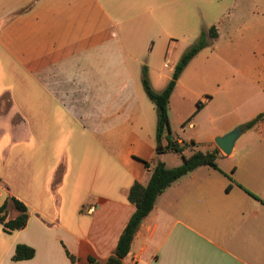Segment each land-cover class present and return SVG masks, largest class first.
<instances>
[{"label":"crops","instance_id":"crops-1","mask_svg":"<svg viewBox=\"0 0 264 264\" xmlns=\"http://www.w3.org/2000/svg\"><path fill=\"white\" fill-rule=\"evenodd\" d=\"M211 2L232 6L212 26L217 38L207 36L217 52L223 36L235 33L225 17L235 15L239 5L250 6L252 19L264 27V0L198 1ZM196 4L0 0V103L6 104L0 111V207L13 197L29 213L22 230L7 233L0 224V264H74L67 252L77 264H89L90 257L105 264L135 212L129 190L149 182L147 164H183L180 155L174 162L157 154V110L141 78L145 54L149 82L153 77L162 88L154 92L168 86L180 61H169L170 52L194 32ZM244 29L258 31L260 25ZM151 32L165 38L157 52L155 42L148 49ZM163 51L166 59L155 64L154 53ZM199 53L182 72L168 110L176 101L180 110L189 107L181 115L183 127L203 110L212 112L208 123L204 117L198 122L199 130L189 124L194 130L189 138L174 142L195 143L187 156L196 151L197 140L208 152L218 150L220 170L201 166L165 190L122 264H264V96L240 97V103L225 94L217 102L203 96L199 107L193 95L191 101L176 94L192 84ZM239 126L243 134L226 155L215 140ZM17 216L10 206L8 218ZM18 245L34 248L35 257L13 261Z\"/></svg>","mask_w":264,"mask_h":264},{"label":"rangeland","instance_id":"rangeland-1","mask_svg":"<svg viewBox=\"0 0 264 264\" xmlns=\"http://www.w3.org/2000/svg\"><path fill=\"white\" fill-rule=\"evenodd\" d=\"M196 1L197 4L195 6L193 20L195 30L194 32L192 31L189 35L186 36V40L180 38L179 48L177 50L178 52H170V54H173V56L170 57L171 55L169 54V61H171L172 58L175 59V57L176 61L181 59L182 56L197 43L202 32L209 31V29L217 23V18H219L222 14V10L226 9V11H230V8L232 7L230 5H220L216 3L214 4L213 2L208 4H199V0ZM235 12V15L233 14L232 16L225 17V19L229 18L232 26L235 27L234 35L230 33L228 37L223 36V39L218 44L219 52L214 50V41L208 39L207 47L199 53L192 64V84H190L186 88V91L180 89L176 93L178 95H188L189 97L186 95L185 96L191 101H193V99L190 98V96L193 95L195 98V106L200 104L198 100L203 96H214V99L217 102L220 99V95L225 94L233 101H238V103H240V100H238L240 97L245 100L253 95H258L260 97L264 96V27L262 25V20L259 21L256 19H252L253 15L251 14L250 6L239 5ZM252 24H259L260 30L246 31L244 29L246 25L249 26ZM171 28H167L168 34H172L171 37H174L175 41H178V39L175 37L177 33L172 32ZM154 32H151L147 35V37L151 36V42L149 43L150 46L148 49L152 50L155 42V51L157 52L159 50V47H162V43L164 42L165 38H163L161 34L154 35ZM184 41H186V43H184ZM229 46H231V48H228ZM225 52L230 56L229 59H225ZM143 56L145 58L147 57L145 54H143ZM163 56L165 58L166 51H163L162 54H158V56L157 53H154V63L159 65L158 62L160 60H163ZM234 57H237L238 59L235 60ZM145 58L144 66H147V64H149V59ZM143 69L141 78L142 85ZM151 81V88H153L155 91H159L161 87L156 82V79L152 77ZM166 85L167 84H164L163 87H166ZM5 106V103H0V111H3L5 109ZM253 107L254 106L252 105H247L245 109H252ZM182 110L178 108L177 101L174 102V105L170 110H168V115L170 118V131L166 132V137L168 136L172 141H174L178 137L189 138L190 134L194 133V130L189 129V124H197V130H199L198 122L204 117L205 123H208L207 116L212 113L208 112L209 109H205L195 120L194 117L190 118V122L183 127L180 122L181 115L187 112L189 110V107L187 106ZM228 111H233V108H229ZM212 116H214V113ZM196 142V151H200L203 153L208 152L206 144H204L203 142H198V140ZM189 151L190 152L188 155H191L194 152V150ZM164 154H168L169 158L173 159L174 162H176L179 157V154L170 151L165 152L161 155ZM169 165L172 164L169 163ZM222 165L224 167V164Z\"/></svg>","mask_w":264,"mask_h":264},{"label":"trees","instance_id":"trees-1","mask_svg":"<svg viewBox=\"0 0 264 264\" xmlns=\"http://www.w3.org/2000/svg\"><path fill=\"white\" fill-rule=\"evenodd\" d=\"M211 38H217V32L214 27L210 28L208 34L202 32L197 43L192 46L177 63L172 79L168 86L161 93H156L151 88L148 80V68L144 66L143 69V86L149 99L155 104L157 110V154L161 155L165 152H174L181 156L183 164L169 168L164 162L158 161L151 168L147 164V168L150 169L151 176L146 186L136 182L128 193V200L135 206V212L129 219L125 226L119 241L117 243L114 254L110 256L105 264H122V262L130 255L132 245L142 222L153 211L157 198L167 190L171 185L177 182L183 176L195 171L201 166H210L216 170H220L217 166L216 160L219 156V151L203 153L200 151H194L191 155L187 156L185 151L195 146L194 142L179 144L172 141L169 137H166V132L170 131L168 107L171 95L177 85V82L185 70L190 61L208 45L207 36ZM200 107V104H198ZM263 115H259L253 121L246 124V128L253 127ZM167 139L168 145L164 146L163 141ZM252 197L261 201L258 197L248 192ZM262 202V201H261ZM12 207L18 212V216L15 218H8V208ZM29 219V213L27 207L18 201L16 198L10 197L0 207V224L4 227L7 233L13 231L22 230L26 227ZM35 250L27 245H18L13 256V261H25L31 260L35 257ZM67 256L72 263L77 264V259L67 252ZM89 264H100V262L94 257L89 258Z\"/></svg>","mask_w":264,"mask_h":264},{"label":"water","instance_id":"water-1","mask_svg":"<svg viewBox=\"0 0 264 264\" xmlns=\"http://www.w3.org/2000/svg\"><path fill=\"white\" fill-rule=\"evenodd\" d=\"M244 126H239L226 134L223 137H219L215 140L217 146L219 149L224 152L226 155L231 154L235 143L240 138V136L243 134Z\"/></svg>","mask_w":264,"mask_h":264}]
</instances>
